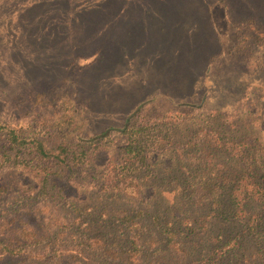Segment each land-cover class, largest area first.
<instances>
[{
    "label": "rangeland",
    "instance_id": "obj_1",
    "mask_svg": "<svg viewBox=\"0 0 264 264\" xmlns=\"http://www.w3.org/2000/svg\"><path fill=\"white\" fill-rule=\"evenodd\" d=\"M67 101L84 137L110 131L100 171L129 121L148 125V158L65 204L38 191L1 198L0 264H264L261 203L229 220L210 196L264 179V0H0V122L31 136ZM128 216L143 226L138 263ZM169 221L180 252L161 232Z\"/></svg>",
    "mask_w": 264,
    "mask_h": 264
},
{
    "label": "trees",
    "instance_id": "obj_2",
    "mask_svg": "<svg viewBox=\"0 0 264 264\" xmlns=\"http://www.w3.org/2000/svg\"><path fill=\"white\" fill-rule=\"evenodd\" d=\"M70 104L71 101L65 102L63 114L57 119L44 121L31 136H24L19 128L0 122V133L5 136L0 140V169H12L7 181H0V199L12 191H20L22 194L38 191L58 203L65 204L75 187L108 191L115 187L113 183L117 174H133L138 171L135 166L147 160L150 150L144 146L141 136L146 132L148 125L143 121H129L120 129V133L126 137V142L117 147L115 161L111 162L113 169L100 171L96 166V157L98 152L108 146L110 131L84 137L79 130L78 121H75L76 117L71 113ZM251 146H254L252 141L230 144L231 150L237 153ZM130 178L134 177L128 179ZM128 179L125 178L123 183L125 190L137 195L138 191L134 186L137 185L136 179ZM252 179V175H245L231 188H215L210 194L213 210L220 214H229L231 217L228 219L231 220L248 216L246 207L249 200L261 203L264 209V179L262 185ZM226 192L228 200L223 201ZM141 216L142 213H139V218ZM137 218H126L130 232L128 259L133 263L140 262L143 254V226ZM250 220L254 221V217H250ZM156 221L158 222V219ZM249 228L255 231L258 225ZM161 232L170 249L182 251L178 241L179 231L171 221L161 226ZM232 243L233 241L229 242L227 247L231 248ZM4 249L11 254L19 252L6 246Z\"/></svg>",
    "mask_w": 264,
    "mask_h": 264
}]
</instances>
